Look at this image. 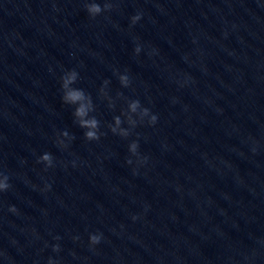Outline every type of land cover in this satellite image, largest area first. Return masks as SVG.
Instances as JSON below:
<instances>
[{"label":"water","instance_id":"obj_1","mask_svg":"<svg viewBox=\"0 0 264 264\" xmlns=\"http://www.w3.org/2000/svg\"><path fill=\"white\" fill-rule=\"evenodd\" d=\"M112 2L0 0V264H264V0ZM72 69L99 140L62 100ZM135 99L157 123L113 134Z\"/></svg>","mask_w":264,"mask_h":264},{"label":"clouds","instance_id":"obj_2","mask_svg":"<svg viewBox=\"0 0 264 264\" xmlns=\"http://www.w3.org/2000/svg\"><path fill=\"white\" fill-rule=\"evenodd\" d=\"M84 7L86 11L88 12L89 16L91 18H95L97 15L101 14L105 11H111L114 7V4L112 0H105V3L103 6L100 3H97L96 0H85ZM143 13H137L136 15H133L131 17V24L135 25L141 18ZM142 50V46L140 44H137L135 47V53L139 54ZM117 72L119 73V70L117 69ZM79 79V73L72 69L70 71H67L64 73V75L61 77L62 80V90H63V96L62 100L65 104L74 105L75 109L73 112L75 119V122L83 129H85L84 136L86 140L93 141V140H99L102 135H105V133L101 132L100 130V121L97 119L95 115H91V113L95 112V104L93 102V99L90 94L86 93L83 89L73 87V85L77 82ZM119 80L121 82V85L124 87H128L131 84V79L127 72L119 73ZM110 81L105 80L103 86L100 89V92L103 94L104 97H106L109 101V107L115 108V101L113 98L108 94L107 92V85ZM122 96V93L118 94ZM122 117L124 119H122ZM147 118V123L150 125H155L158 121V116L156 114H153L151 110L148 107L142 106L140 100H128V105L126 109L122 110L121 115L115 116L114 122L110 123L108 127L110 128L111 132L113 134L120 135L123 138H128L131 136L134 132V129L139 125L145 122ZM128 125V127L123 126L124 123ZM139 135V134H137ZM64 138H67L68 141H71L75 139L73 135H70V133L67 130H64L63 132H60L57 134V144L67 148L68 143L65 141ZM129 151L133 156H136L137 163L138 164H144L147 162L148 157L147 156H141L139 153V141L133 140L129 144ZM38 163H44L45 167H52L53 166V157L50 153H44L38 158ZM73 165H75L76 161L72 162ZM127 163L129 165L133 164V160L131 158H128ZM11 187V184L9 183V176L3 172H0V192L6 191ZM51 185H46V190L50 189ZM10 211H17L15 205H12L10 207ZM133 219H136L134 216ZM103 238V233H91L90 234V244L91 245H97L101 242ZM57 240L60 239L59 236L56 237ZM74 239H79V237H74ZM53 250L59 252L60 251V245L56 244L53 246ZM48 264H58V261L54 260L53 258H49Z\"/></svg>","mask_w":264,"mask_h":264}]
</instances>
